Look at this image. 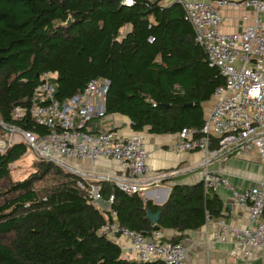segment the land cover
Masks as SVG:
<instances>
[{
	"label": "trees",
	"instance_id": "trees-1",
	"mask_svg": "<svg viewBox=\"0 0 264 264\" xmlns=\"http://www.w3.org/2000/svg\"><path fill=\"white\" fill-rule=\"evenodd\" d=\"M70 22L67 24V21ZM54 75L59 102L80 93L93 79L109 81L105 115L130 121L132 131L175 135L200 131L203 104L225 84L208 65L203 48L178 1L0 0V119L40 135L49 130L11 118L13 108L29 110L40 76ZM196 134L195 138H200ZM14 145L0 154V264H166L125 259L118 244L100 232L112 222L145 236L154 231L183 233L219 218L222 202L203 183L174 186L167 200L154 205L141 194L118 189L107 180H82L52 162L36 160L23 180L11 178L10 165L25 154ZM86 188H99L110 211L97 208ZM159 213L152 225L147 211Z\"/></svg>",
	"mask_w": 264,
	"mask_h": 264
},
{
	"label": "built area",
	"instance_id": "built-area-1",
	"mask_svg": "<svg viewBox=\"0 0 264 264\" xmlns=\"http://www.w3.org/2000/svg\"><path fill=\"white\" fill-rule=\"evenodd\" d=\"M184 9L185 18L194 31V40L207 58L209 67L216 68L224 77L225 84L215 89L212 107L200 131L184 129L176 134L177 139L169 145L171 151L182 154L193 151L204 153L200 164L201 181L204 190L217 192L227 189L232 206L244 211L247 225L234 227L219 221L224 240L228 233L235 240L236 247L244 249L243 264H252L251 249H264V184L248 189H237L223 174L207 169L216 159L239 155L255 149L264 161V0H177ZM134 0H121L123 6H131ZM232 9L237 12L251 10L254 17L251 24L241 31L223 33L226 21L222 12ZM243 21L248 18L241 17ZM50 72L40 76V83L34 88L29 110L15 107L11 112L14 122L26 116L30 122L49 130L40 135L23 129L17 123L6 124L0 119V154L14 145H23L34 159L52 162L66 171L76 174L82 180L112 181L123 192L142 194L160 179L146 181L150 174L145 138L141 133L130 131L122 134L113 128L93 134L87 124L93 116L104 117L105 110L94 113L89 100H103L109 87L104 78L90 80L84 89L59 102L54 98L55 88ZM54 76V75H53ZM200 134V138H195ZM213 143L219 151L213 150ZM220 152L222 154H220ZM117 162L123 176L111 178L95 175L94 170L84 166L98 164L101 160ZM78 186L87 190L88 198L94 204L105 203L110 211L113 196L103 202L99 188H89L80 182ZM112 222L101 227L106 238L119 245L125 259L140 262L161 260L166 264H191L187 259V249L182 243L171 244L163 241L161 231L149 236L120 226L116 214L110 211ZM118 239L126 243L119 244ZM233 251L231 254H234Z\"/></svg>",
	"mask_w": 264,
	"mask_h": 264
},
{
	"label": "crops",
	"instance_id": "crops-1",
	"mask_svg": "<svg viewBox=\"0 0 264 264\" xmlns=\"http://www.w3.org/2000/svg\"><path fill=\"white\" fill-rule=\"evenodd\" d=\"M177 0H164L167 6ZM211 2L214 0H203ZM226 21L222 25L223 33L241 31L251 24L254 13L251 10L237 12L232 9H225L222 12ZM247 17L243 21L241 17ZM87 105L91 106L94 113L104 109V100H89ZM212 107V101L203 104L204 119L208 116ZM113 128L122 134L132 131L130 121L119 115H105L104 117L93 116L87 124V129L93 134H98L102 130ZM141 133V132H140ZM145 138V149L148 153V164L150 174L146 181L160 179L157 185H151L148 190L141 195L144 199L151 201L154 205L161 206L168 198L171 189L176 185L190 186L201 181L200 164L204 159V153L193 151L178 154L170 150L169 145L177 139L175 135H152L145 129L141 133ZM213 150L219 151L213 143ZM220 154H222L220 152ZM216 159L207 166V169L217 171L226 176L229 182L237 189H248L264 184V161L260 158L255 149L243 152L239 155L227 156L223 161L220 155L214 156ZM101 163H105L102 165ZM88 164V163H87ZM86 169L94 170L95 175L109 176L111 178L123 176L117 162L103 159L94 166L85 165ZM94 181V180H92ZM215 194L222 202V213L219 218H212L196 231H186L183 233L182 244L187 249V259L191 264H243L244 249L236 247L235 240L230 234H226L224 240L216 238L219 230V221L222 219L226 224L234 227L247 225V216L244 211L232 206L231 195L227 189H221ZM108 210V209H102ZM163 239L169 240L175 232L162 230ZM110 240V239H109ZM124 240L125 239H118ZM122 242L119 244H123ZM117 244V243H116ZM234 254H231L232 252ZM250 259L252 264H264V249H251Z\"/></svg>",
	"mask_w": 264,
	"mask_h": 264
},
{
	"label": "rangeland",
	"instance_id": "rangeland-1",
	"mask_svg": "<svg viewBox=\"0 0 264 264\" xmlns=\"http://www.w3.org/2000/svg\"><path fill=\"white\" fill-rule=\"evenodd\" d=\"M50 79L53 82L54 76L52 75ZM34 161H36V159H34L31 154L26 153L19 161L12 163L10 165L11 178L14 181H20L28 177V175L33 172L32 166ZM101 164L104 165L105 163ZM85 165H89V163ZM95 206L100 209H108V205L105 203L95 204ZM119 242L122 243L125 241L119 240Z\"/></svg>",
	"mask_w": 264,
	"mask_h": 264
},
{
	"label": "water",
	"instance_id": "water-1",
	"mask_svg": "<svg viewBox=\"0 0 264 264\" xmlns=\"http://www.w3.org/2000/svg\"><path fill=\"white\" fill-rule=\"evenodd\" d=\"M70 22V20L67 21V24ZM159 213L152 214L149 210L147 211V218L149 219L150 223L152 225H155L159 220Z\"/></svg>",
	"mask_w": 264,
	"mask_h": 264
}]
</instances>
